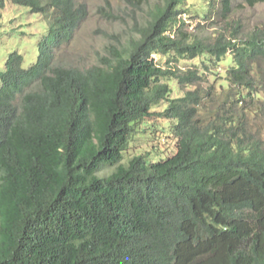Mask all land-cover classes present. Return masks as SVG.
<instances>
[{
	"label": "trees",
	"instance_id": "obj_1",
	"mask_svg": "<svg viewBox=\"0 0 264 264\" xmlns=\"http://www.w3.org/2000/svg\"><path fill=\"white\" fill-rule=\"evenodd\" d=\"M10 1L42 14L47 33L37 62L12 52L0 72V264H264V139L250 120L264 118L253 107L263 102L264 31L245 34L233 20L243 4L221 0L227 31L205 38L186 32L187 0H164L128 48L80 70L57 65L55 50L83 6ZM156 56L231 67L207 91L206 69L165 68ZM173 81L190 90L172 98ZM156 116L172 123L177 153L124 164Z\"/></svg>",
	"mask_w": 264,
	"mask_h": 264
},
{
	"label": "rangeland",
	"instance_id": "obj_2",
	"mask_svg": "<svg viewBox=\"0 0 264 264\" xmlns=\"http://www.w3.org/2000/svg\"><path fill=\"white\" fill-rule=\"evenodd\" d=\"M76 1L79 6L86 9V17L71 38L55 50V63L63 67L88 70L103 65L104 60L110 58L113 48L120 50L128 48L132 40L139 38L140 30L147 25L151 11L164 0H152L144 4H139L137 0ZM213 1L187 0L189 10L182 15L186 22V32L205 38L225 32L226 23L217 14L221 0L214 1L217 8L215 13L204 18L208 13L209 4ZM235 3L243 4V7L235 12L233 20L242 24L245 34L254 30L264 31V3L254 8L246 6L244 0H236ZM3 4L0 6V72L4 71L6 59L12 52H19L24 56L25 67L37 62L38 43L47 33V23L42 14L33 13L30 8L15 5L10 0H4ZM208 60L207 57L181 59L178 63L172 62L169 65L168 58L155 57V61L165 68L176 65L183 72L206 69L201 86L210 91L212 86L218 88L219 85L225 84L224 76L231 65H212ZM205 62L209 67H205ZM212 71L218 74L217 77L213 76ZM220 76H223V79ZM171 86L172 98L183 97L190 90L180 86L177 81H173ZM215 91L221 92L218 89ZM261 99L263 102L253 103L254 109L264 107L263 92ZM166 107V104L161 103L154 111L162 112ZM250 120L254 124L253 131L264 139V118L252 116L250 113ZM171 128V122L158 119L157 116L150 123L141 126L140 132L126 152L124 164L139 155L149 156L155 161L174 156L177 153V140L171 135ZM112 171L113 169H109L105 173L109 174Z\"/></svg>",
	"mask_w": 264,
	"mask_h": 264
}]
</instances>
